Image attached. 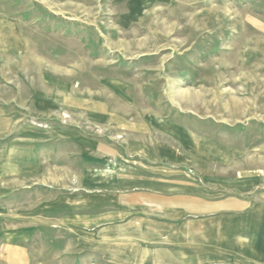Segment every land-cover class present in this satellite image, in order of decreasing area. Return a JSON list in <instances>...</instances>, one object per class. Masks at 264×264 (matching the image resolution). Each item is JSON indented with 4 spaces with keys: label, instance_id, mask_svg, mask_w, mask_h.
Listing matches in <instances>:
<instances>
[{
    "label": "rangeland",
    "instance_id": "rangeland-1",
    "mask_svg": "<svg viewBox=\"0 0 264 264\" xmlns=\"http://www.w3.org/2000/svg\"><path fill=\"white\" fill-rule=\"evenodd\" d=\"M0 19V264L92 263L74 204L106 168L80 141L134 163L129 141L183 142L264 194V0H0Z\"/></svg>",
    "mask_w": 264,
    "mask_h": 264
},
{
    "label": "crops",
    "instance_id": "crops-1",
    "mask_svg": "<svg viewBox=\"0 0 264 264\" xmlns=\"http://www.w3.org/2000/svg\"><path fill=\"white\" fill-rule=\"evenodd\" d=\"M1 42L0 34V59ZM52 137L45 133V140ZM28 142L11 151L25 176L35 162ZM80 142L79 157L96 165L90 169L106 168L83 183L88 188L81 194L89 199L74 204L89 211V224L75 225L74 232L80 240L90 234L80 251L91 264H264V194H257L263 185L257 177L242 179L238 168L233 175L198 168L183 142L147 148L143 139L129 141L128 148L144 150L137 163Z\"/></svg>",
    "mask_w": 264,
    "mask_h": 264
}]
</instances>
